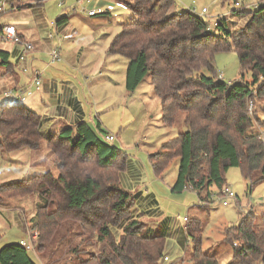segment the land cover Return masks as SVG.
<instances>
[{
    "label": "trees",
    "instance_id": "obj_1",
    "mask_svg": "<svg viewBox=\"0 0 264 264\" xmlns=\"http://www.w3.org/2000/svg\"><path fill=\"white\" fill-rule=\"evenodd\" d=\"M32 1L40 4L44 0ZM123 3L133 18L120 26L107 52L128 61L125 89L133 92L149 76L161 99L163 125L173 126L183 114L187 127L162 143L160 151L149 154L154 175L162 177L178 159L171 191L182 192L191 185L202 203H212L219 195L230 167L239 168L250 181V189L264 180V146L255 128V122H262L258 115L264 114V5L232 10V15L247 20L230 30L225 16L208 28L207 22L189 10L178 13L175 0ZM227 51L236 53L240 68L239 78L229 83L217 76L214 66V55ZM9 56L0 50L4 70L14 66ZM201 68L210 75L199 74ZM44 120L23 103L1 101L0 151L39 148ZM103 133L99 126L95 129L79 119L47 137L57 174L48 170L0 183V201L37 197L30 226L37 233V254L43 253L60 230L74 228L97 243H107V249L81 264H157L167 256L168 238L147 234L144 224L128 220L138 197L121 185L128 158L113 142L104 141ZM186 222V239L192 244L190 264H220L202 249L200 220L187 218ZM117 227L122 229L118 240L113 232ZM223 240L232 247V264H264V226L258 228L254 212L241 214L235 225L226 227ZM0 264L35 263L19 242H11L0 247Z\"/></svg>",
    "mask_w": 264,
    "mask_h": 264
},
{
    "label": "rangeland",
    "instance_id": "obj_2",
    "mask_svg": "<svg viewBox=\"0 0 264 264\" xmlns=\"http://www.w3.org/2000/svg\"><path fill=\"white\" fill-rule=\"evenodd\" d=\"M3 1L0 0V21H3V24L20 21L34 30L37 28V33L41 37L51 34L56 39L52 23L59 15L68 17L67 29L72 30L73 33L58 32L59 37L65 38L61 43L63 46L61 60L50 64L48 57H45L44 64L41 65L46 66L41 70L45 71L48 77L57 76L60 83L69 81L76 90L75 96L81 101L85 120H91L96 115L94 120L101 123L104 131L115 137L112 145L125 152L128 159L124 173L128 177L136 173L138 190L147 193V204L144 199L137 198L128 220L136 219L140 224H144L147 234L153 233L168 238L166 254L169 260H160L157 264H190L192 244L189 239L184 243L187 224L184 218L200 220L202 249L206 253L213 255L220 264H232V247L223 240L225 228L235 225L241 214L250 211L256 216L258 228L264 226V180L253 184L250 189V181L242 177L239 168H228L224 173L225 182L235 198L229 200L227 205H223L219 202L202 203L196 193L190 189H184L182 192L171 191L177 177L178 159L171 162L162 177L154 175L149 154L160 151L162 143L186 131L187 127L184 124L183 114L177 116L173 126H164L161 121V99L154 91L149 76H145L138 87L129 93L124 87V78L121 77L124 74L123 62L127 59L119 55H105L110 43H108L109 37L118 33L122 24L132 20L131 9L118 0H107L106 2L112 3L109 10L111 16L99 14L95 17L99 20V26L94 27L96 21L83 14L84 5L80 0H46L40 9L42 24L36 26L38 12L35 7L18 8L13 11L10 9L9 0H5V6H1ZM59 3L62 4L61 8L58 7ZM175 4L177 8L183 10L194 6L196 12L204 7L207 11L200 17L210 28H213L220 17L225 16L228 18L229 29L236 30L246 23L247 17L232 15L231 11L242 7L253 8L264 5V0H175ZM11 48L10 41L1 40L0 50ZM71 50L75 59L77 56L73 61V68L61 63L65 62L64 55ZM110 56L116 58L109 61L110 66H114L106 70L107 65H104L100 73H97L103 59L106 57L108 62ZM10 60H15L12 54ZM214 66L217 76L225 82H233L239 78L240 68L234 51L216 53ZM199 74L210 75L205 68H201ZM4 87L5 84L0 82V102L3 100ZM30 97L23 104L34 111H41L45 108L44 104L48 103L44 97L40 99L39 94ZM258 116L264 121V114ZM97 121L92 125L95 129ZM262 138L264 140V129ZM40 152L42 151L39 150ZM50 154L54 160V155ZM49 161V157H46V163ZM48 170L57 174L56 165L51 162ZM0 172L4 173L3 170ZM39 173L43 172H32L30 169L27 175ZM5 200L0 201L1 208L4 207ZM36 203H38L37 197L27 196L23 197L14 208L18 209L21 215L24 210L25 216L29 219ZM13 212L10 211V214L12 215ZM11 217L8 218L10 227L0 239V247L14 242L19 233ZM113 232L114 238L118 240L122 229L117 227ZM177 232L179 233L177 239L171 236L176 235ZM102 249H107L106 242L97 243L95 238L89 239L71 228L66 231L60 230L42 254L35 255L29 251V257L35 264H81L99 254Z\"/></svg>",
    "mask_w": 264,
    "mask_h": 264
},
{
    "label": "crops",
    "instance_id": "obj_3",
    "mask_svg": "<svg viewBox=\"0 0 264 264\" xmlns=\"http://www.w3.org/2000/svg\"><path fill=\"white\" fill-rule=\"evenodd\" d=\"M45 1L46 0H44L40 4H37V3H34L32 0H9L10 9L13 11L18 10V8H30V7L34 8L35 7V9L38 12L36 15L37 22H38L36 26L42 24L41 23L42 13L40 9L43 6ZM106 1L107 0H80V2H82V4L84 5L83 14L89 19L93 18V20L97 22V23L94 22L95 24L93 25L94 27L99 26L98 24L99 20L95 19L96 16H98L99 14L111 16V11L99 13L96 16H88L87 10L95 8L97 9V11H101L105 9L107 5H112L111 2H106ZM118 1L123 2V0H118ZM4 2L5 0L1 3V6H5ZM61 6L62 4L59 3L58 7L61 8ZM179 9L180 8H177L175 5V10L177 12L180 10H183V8L180 10ZM2 12H4V10H2ZM61 17H64V15H59L54 21V23H52L54 24L53 26H54V31L56 33V39L55 37L50 38L49 35L47 37H41L38 35L36 27H35L36 29L34 30V28H30L28 25H24L20 21H14V22L6 23V24H3V21H0V32L3 26L8 25V24L13 25L18 35L23 40L32 42V44L34 45V50L28 55L26 63L29 68L35 69V70L39 69L40 71L42 67L46 66V65L43 66L41 64H44L43 58L48 57V52L50 51L51 48L58 46L62 54L61 47L63 46L61 45V43L63 42V40H65V38L62 39L61 37H59L58 32H60L61 34L73 33L72 30L67 29L68 27L67 26L68 24L67 16H65L66 17L65 19H61L59 22H57V20ZM119 30H120V27H119ZM112 38L113 37H109L108 43L111 41ZM1 40L3 39L0 38V42ZM20 50H21V47L13 43H12V48L6 50L10 53V56L11 54L13 55L15 60L11 61L10 56H9V60L14 64V66L8 70L6 69L4 70L3 67H0V82H2L3 85L5 84L4 90L9 89V88H22L25 85H27L28 82L30 81V75L22 72L21 70L22 64L21 62L18 61V55L20 53ZM107 54L109 53H107L106 51L105 55ZM106 57L101 62V65L98 67L97 73H100V70L102 69L104 65H107L105 68L106 70H108V68H111V66H114V65L110 66L109 61L116 59V58H113V56H110L108 58V62H106V59H107ZM76 59H77V56H76ZM76 59L71 50L69 51V53L64 55L65 62H61V63L65 64V66L69 65L71 68H73V64H74L73 61H75ZM127 63H128L127 60L126 62H123L124 74L121 75V77L124 78V87H125V75H126ZM41 71H40V74L42 76L41 77V80H42L41 88L39 91H36L35 93H33L32 96H34L35 94H39L40 99L41 97L42 98L44 97L46 100H48V103L44 104L45 108L41 109V111L36 110V112L42 115L45 119L41 127L43 141L40 144L39 148L34 149V150L24 148V149L10 151V152L0 151V170L4 171V173L0 172V183L8 182V181L16 180V179L29 178L33 176V175H30V176L27 175V172H29L30 169L32 170V172H43L44 173L48 171L49 163L51 162V164L55 165V159L53 160L52 156H50L51 154L49 150L46 147L47 137L55 134L56 132H58L59 130H61L62 128L66 126L72 125L79 119L85 120V112L83 110L81 101L75 96L76 90L73 89L71 83L69 81L67 82L61 81L62 83H60L57 76L48 77V74H46L45 71L44 72L43 71L41 72ZM110 71H112V69H110ZM113 72L115 71L113 70ZM92 108L93 106L91 107V109ZM89 116H91V113H89ZM96 117H97L96 115L95 117L93 116V119L91 118V120H88L87 122L92 126L93 123L97 121L96 119L94 120V118ZM56 119H59V120H56ZM96 126H99V129L104 131V127L101 125L100 122L98 123L97 121ZM39 150H41L42 152L39 153ZM46 157L47 158L49 157L50 159V161L47 163H46ZM39 174H42V173H39ZM34 175H38V174H34ZM137 178L138 177L136 173L131 175L130 177L126 176V174L123 173L121 176V185L125 189L130 191L132 195L138 194V197H136V200L137 198H139L140 200L144 199V202L147 204V193L144 194L138 190L139 183L137 181L138 180ZM21 199L23 198H12V199L5 200L6 202L3 208H1V202H0V232H1L0 239L1 237L5 235V232H7L10 227L9 219H8L10 216H12L11 218L12 220H14V223H15L14 225L19 231L14 242H19L21 239H25L27 237V234L30 232V226L32 224V218H33L34 213H31L30 218L28 219L25 216L24 210H23V214L21 215L20 212H18V209L14 208V206H17L19 204V201ZM10 211L11 212L14 211L12 215L10 214ZM178 234L179 233L177 232L176 235H171V236L177 239ZM185 241H186V237H184V243ZM31 252H33L35 255H38L35 251H31Z\"/></svg>",
    "mask_w": 264,
    "mask_h": 264
},
{
    "label": "built area",
    "instance_id": "obj_4",
    "mask_svg": "<svg viewBox=\"0 0 264 264\" xmlns=\"http://www.w3.org/2000/svg\"><path fill=\"white\" fill-rule=\"evenodd\" d=\"M111 9V5H107L105 9L101 11H97V9L92 8L87 10V15L88 16H96L99 13H103L106 11H109ZM190 12L198 15V16H203L207 9L206 8H201L199 12H196V8L194 6L187 7V9ZM183 10L178 11V13H181ZM214 27V26H213ZM208 28H210L208 26ZM50 38H53L54 36L49 34ZM0 38L6 41H10L15 45H18L21 47L20 53L18 55V61L21 62V70L24 73H27L30 75V81L28 82L27 85H25L22 88H9L3 91L2 97L3 100H9L12 102H18V103H23L25 102L32 94L36 91H39L41 88L42 80H41V74L38 70L31 69L27 66L26 60L28 55L34 50V45L32 42L25 41L23 40L17 33L15 27L13 25H5L2 27V30L0 32ZM60 40V39H58ZM48 59L49 63L53 64L56 62H59L61 60V52L60 48L58 46H55L50 49L48 52ZM248 112L250 115L253 113V103L251 100L248 101ZM261 120V117H260ZM255 128L257 132L259 133V138L263 142L264 146V140L262 138V131L264 129V121L262 122H255ZM101 138L106 141V142H113L115 140V137L110 134V133H103L101 135ZM186 189H190L191 185H188ZM235 195L233 194L231 188L229 186H225L220 190L219 195H215L213 197V202H219L222 203L223 205H227L228 201L231 199H234ZM185 221H187V218H184ZM37 233L36 231H30L27 234V237L25 239H21L19 241V244L22 245L27 251H34V241L36 240ZM236 245V243H234ZM163 260L168 261L169 257L164 256Z\"/></svg>",
    "mask_w": 264,
    "mask_h": 264
}]
</instances>
